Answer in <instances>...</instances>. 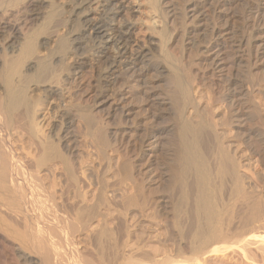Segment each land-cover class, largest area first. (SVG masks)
Returning <instances> with one entry per match:
<instances>
[{
  "label": "bare ground",
  "instance_id": "bare-ground-1",
  "mask_svg": "<svg viewBox=\"0 0 264 264\" xmlns=\"http://www.w3.org/2000/svg\"><path fill=\"white\" fill-rule=\"evenodd\" d=\"M146 2L0 0V264L264 253V0ZM139 219L175 232L149 247Z\"/></svg>",
  "mask_w": 264,
  "mask_h": 264
},
{
  "label": "rangeland",
  "instance_id": "rangeland-1",
  "mask_svg": "<svg viewBox=\"0 0 264 264\" xmlns=\"http://www.w3.org/2000/svg\"><path fill=\"white\" fill-rule=\"evenodd\" d=\"M139 3L141 4L140 10H141V14H142V23H147L150 18H151V13L149 11V9L147 8V2L146 0H139ZM72 4L68 1H66V3L62 6V12H63V18L65 21L70 22L72 25H75V18L74 17V12H72ZM141 23V24H142ZM141 24H138V28H139V33L138 35L140 37L144 36L143 33V26H140ZM88 51L90 52V49L87 48ZM155 80V79H153ZM94 82V81H93ZM255 95L257 97L258 100H260L261 102H264V90L262 88H258L257 90H255ZM133 106V104H132ZM105 108V107H103ZM263 109V108H262ZM263 114V118H264V111L262 112ZM161 122V120L159 121ZM82 131H84L83 129H81ZM124 144H128L127 147H129L131 150L133 148V145L131 143V139L129 137H125V142ZM131 153H129L130 155ZM78 156H79V160L80 161H86V166L89 169V167H93L95 170L100 166V164H102V160L97 156L96 151L94 149L93 144L85 138H82L80 140V147H79V151H78ZM119 155H112L111 156V160H110V166H111V170H110V174L108 175V179L109 181L111 180H115V179H120L121 177V173L120 170L118 168V162H119ZM91 177L92 175H94V172H91L89 174ZM170 192H167V194H165L167 197V203H168V208L170 206V201L172 198H174V194H172ZM169 210H167L168 212ZM103 214L106 215V224L107 227L110 229L114 228L115 225V217L116 214L113 212H108V211H102ZM127 216L126 219L130 222L133 221V219H136L137 217V213L132 210V208H130L127 212H126ZM169 215L171 217V214L169 212ZM95 224L92 225V227ZM169 225V226H168ZM172 224H167V226L165 225H160L158 224L157 220H141L139 219V235L141 237V239H143L146 243L147 246L152 247V248H156L159 245V239L161 238H166L168 236V234L172 233L171 230V226ZM171 231V232H169ZM175 231H173L174 233ZM172 233V234H173ZM57 238H54V241H56ZM134 241L133 236L131 237V239L128 242V245L130 246L131 243ZM170 243V242H168ZM263 249V245L257 241H251V244L249 245H244L242 246L240 249L237 248H232L228 251H226V256L222 257V256H218V257H213V258H207V260L205 262H203V260H201L202 264H264V253L261 250ZM122 264H133L131 262H127V263H122Z\"/></svg>",
  "mask_w": 264,
  "mask_h": 264
}]
</instances>
